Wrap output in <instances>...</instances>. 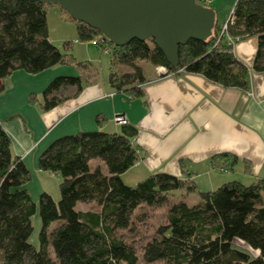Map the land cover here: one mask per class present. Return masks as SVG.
<instances>
[{"label": "trees", "instance_id": "trees-1", "mask_svg": "<svg viewBox=\"0 0 264 264\" xmlns=\"http://www.w3.org/2000/svg\"><path fill=\"white\" fill-rule=\"evenodd\" d=\"M51 6L36 0H0V92L2 81L14 71L37 74L68 63L48 39L46 12ZM79 42H91L111 59L108 83L114 92L128 90L141 94L145 82V61L165 68V74H199L223 88L247 92L250 72H264V0H236L228 33L239 41L256 37L257 46L250 67L236 59L233 47L218 37L215 24L206 40L188 39L178 46V60L169 65L151 39H132L116 46L104 41L101 33L75 21ZM128 66V72L118 66ZM82 90L80 77L58 76L42 90L43 110H49ZM34 99L31 97L30 101ZM100 124V120H97ZM137 134L132 125L120 132L78 131L53 140L37 157V168L58 174L59 198L38 196L41 228L39 249L29 242L30 218L35 213L24 184L29 171L20 157H12L10 138L0 123V264H137L132 244L118 236L131 230L132 214L142 205L165 204L173 191L195 190L191 173L181 165L182 175L154 173L128 186L120 175L137 160L131 139ZM96 160L97 163L91 165ZM236 158L221 153L211 159L213 168L226 171ZM100 163V164H99ZM199 202L170 204L166 223L141 248L146 263L164 264H264V178L248 185L228 181L213 191L198 192ZM79 203H95L96 210L82 211ZM57 226L48 231L49 225ZM242 244V245H239ZM51 248L53 258L50 255Z\"/></svg>", "mask_w": 264, "mask_h": 264}, {"label": "crops", "instance_id": "crops-1", "mask_svg": "<svg viewBox=\"0 0 264 264\" xmlns=\"http://www.w3.org/2000/svg\"><path fill=\"white\" fill-rule=\"evenodd\" d=\"M235 1L201 0V3L214 11L215 24L221 25L232 13ZM58 17L68 22L60 11ZM48 39L51 41L49 35ZM256 46L254 37L239 41L233 47L234 56L250 67ZM156 71L154 68L152 74L144 75L145 82L138 87L139 96L128 88L114 92L108 83H88L77 95L49 110L40 106L45 87L39 95L25 89L26 114L0 116L1 126L10 138L12 157H20L24 164L30 157L31 166L42 180L43 191L58 200L59 175L42 172L36 164L49 136L46 132L53 134V138L95 129L117 133L121 125L115 124L113 117L120 114L137 130L131 139L137 160L120 175L123 182L126 174L136 176L137 183L160 172L182 178L181 165L191 173L188 182L194 183V192L198 191L197 178H204L202 187L206 191L215 190L225 181H234L219 174L235 172L247 183L264 178V72L251 71L249 89L244 92L223 88L199 74L155 77ZM221 153L236 158L229 170H217L211 165L210 159Z\"/></svg>", "mask_w": 264, "mask_h": 264}, {"label": "rangeland", "instance_id": "rangeland-1", "mask_svg": "<svg viewBox=\"0 0 264 264\" xmlns=\"http://www.w3.org/2000/svg\"><path fill=\"white\" fill-rule=\"evenodd\" d=\"M58 11L59 9L56 6H51L47 9L46 29L51 40V44L61 53L68 56V63L56 65L37 74H27L19 70L14 71L12 78L7 77L2 81L5 90L0 92V116H9L14 113H19L24 116L28 107L26 104L27 94L36 93L39 95L41 93V89H43L53 78L58 76L80 77L82 86L95 82L107 85L108 75L112 72L109 54L106 52H100L99 49H97L91 42H79L75 32V25L61 20L58 17ZM254 40H256V37H254ZM136 63L142 68L144 75L152 74V72H154V68L155 71L157 70L155 77L163 76L166 71L165 68L163 70H159L160 67H154L145 61H137ZM118 69L123 72L131 70L130 67L123 65L118 66ZM25 89H32V91L24 94ZM34 89H37V91H34ZM46 133V135L49 136L43 149H45L53 140L58 138H53V134H49V132ZM95 162L96 160L92 161L91 165L93 166ZM25 164L29 171L30 178L24 184V188L27 190L32 202L35 204V213L30 218L32 231L28 240L36 249H39L38 234L41 228V220L39 216L38 196L44 191L41 178L36 174V170H34L31 166L30 157L26 159ZM127 175L128 174L123 177L125 184L127 183V185L130 184L128 186H135L137 184L136 176L131 177ZM219 175H222V178H229L227 180H240L242 184H250L244 181V179H239L241 176L235 172L230 175L227 173ZM58 178L59 181H57L56 186H59L61 181L60 176H58ZM195 182L198 191L187 193L183 189H178L173 191L169 200L161 206L148 207L142 205L141 207H138L132 214L131 230L118 232V236L122 240L126 241V243L132 244L137 256V264H164L162 261H155L152 263L144 262L141 257V248L145 245V243L152 239L155 234V230L159 226L166 223V215L170 204L181 201L191 206L199 202L198 192L206 191L202 187L204 178H197ZM216 188H218V186L215 187V189ZM57 189L59 191V187H57ZM52 198L54 201H57L54 197ZM76 209L82 211H93L97 209V206L95 203H79ZM57 224V222H52L49 225L48 231L54 229ZM49 251L51 257L53 258L51 248Z\"/></svg>", "mask_w": 264, "mask_h": 264}, {"label": "water", "instance_id": "water-1", "mask_svg": "<svg viewBox=\"0 0 264 264\" xmlns=\"http://www.w3.org/2000/svg\"><path fill=\"white\" fill-rule=\"evenodd\" d=\"M55 5L71 19L119 46L132 39H151L169 65L188 39L206 40L215 26L214 11L200 0H36Z\"/></svg>", "mask_w": 264, "mask_h": 264}, {"label": "built area", "instance_id": "built-area-1", "mask_svg": "<svg viewBox=\"0 0 264 264\" xmlns=\"http://www.w3.org/2000/svg\"><path fill=\"white\" fill-rule=\"evenodd\" d=\"M201 3V0L199 1ZM202 4V3H201ZM233 21L232 13L229 15L228 19L222 23L219 27L218 37L222 39L228 46L234 47L238 42V37L232 36L228 33V25ZM163 67H160L159 70H163ZM113 121L117 125H127L128 122L124 115L117 114L113 117Z\"/></svg>", "mask_w": 264, "mask_h": 264}]
</instances>
